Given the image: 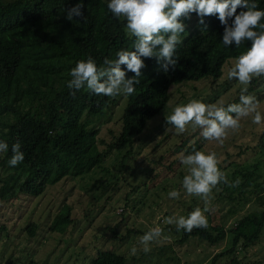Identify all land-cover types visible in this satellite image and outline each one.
Wrapping results in <instances>:
<instances>
[{
	"label": "trees",
	"instance_id": "obj_1",
	"mask_svg": "<svg viewBox=\"0 0 264 264\" xmlns=\"http://www.w3.org/2000/svg\"><path fill=\"white\" fill-rule=\"evenodd\" d=\"M108 2L0 0V140L9 146L8 151L0 152V199L36 196L48 185L66 176L86 173L94 166L100 165L107 170L101 165L104 155L123 144L131 146L147 120L168 100L170 83L204 76L217 78L223 64L250 47V41L240 47L235 42L224 47L223 26L216 16L204 18L208 28L201 33L204 25L198 24L195 13L190 14L191 18L185 21L186 30L180 34L184 40L176 46L172 57L178 60L174 69L170 66L168 71L163 70L161 65L167 63L163 57H140L146 65L140 70V83L134 85L132 95L122 94L119 128L114 138L105 142L97 136L92 116H101L111 105H116L118 95H96L86 87L76 91L67 85L72 79L71 69L78 61L91 57L97 66H102L105 58L115 59L118 51L133 49L135 37L126 31V20L114 17L107 8ZM255 2L264 10V0ZM77 3L82 4L83 18L74 16L68 20V9ZM240 10L238 8L237 12ZM160 47L156 46L155 50ZM121 68L125 70V79L134 75L126 70V65ZM232 102L234 100L227 104ZM17 142L24 159L10 166L11 147ZM102 143L105 144L100 148ZM129 152L126 150L123 156H128ZM229 165L232 166L231 174L222 170L228 183L222 182L213 189L216 198H237L234 202L239 207L240 198L253 197L264 205V177L238 162ZM176 171L183 179L185 174L181 168ZM237 177L241 180L239 186H229ZM172 184L177 182L172 181ZM192 202L195 203V199ZM207 219V228H194L191 232L178 231L174 225L171 229L177 234L174 241L185 242L191 238L215 244L227 237L226 246L213 253L209 264H242L235 254L236 245L245 247L259 236L264 226V207L259 212L236 215L227 227L224 222L213 223L208 214ZM75 220L70 204L64 202L53 214L49 228L64 230L69 222L76 223L78 219ZM34 227V221L26 225L29 233H33ZM221 258L224 263H219ZM90 262L126 264L123 254L109 248L98 249ZM23 264L35 262L30 258Z\"/></svg>",
	"mask_w": 264,
	"mask_h": 264
},
{
	"label": "rangeland",
	"instance_id": "obj_2",
	"mask_svg": "<svg viewBox=\"0 0 264 264\" xmlns=\"http://www.w3.org/2000/svg\"><path fill=\"white\" fill-rule=\"evenodd\" d=\"M234 62L235 58H230L223 64L217 78L204 76L170 83L168 100L147 120L131 146L123 144L104 155L101 165L107 170L94 166L86 173L66 176L48 185L36 196L0 199V264H23L30 258L35 264H91V257L100 248L123 254L126 264H209L210 257L226 246L228 238L215 244L191 238L176 242L177 234L171 230L175 224L169 225L165 220L186 217L194 208L207 206L211 211L205 215L213 223L224 222L227 227L236 215L259 212L264 205L252 197L240 198L236 207L237 198L217 199L213 193L210 203L205 205L200 197L187 194L182 187L183 179L176 174L179 168L188 174L187 166L181 163V154L187 155L195 145L205 153L216 152L221 171L231 174L230 162H238L264 177V120L255 124L253 115L241 118L240 128L229 130L223 144L204 140L201 129L192 125L184 133H177L166 120L173 107L190 99L223 102L225 106L228 101L239 103L243 86L238 80L227 78ZM250 88L249 93L257 98L258 111L264 117V77L254 78ZM118 98V103L101 116H92L97 136L105 142L112 140L119 128L124 99L122 94ZM126 150L130 152L124 157ZM172 190H178L180 196L170 198L168 193ZM64 202L71 206L73 221L78 220L69 222L64 230L50 229L53 214ZM31 221L35 222L33 233L26 228ZM156 227L163 230L162 236L151 242L150 251L145 253L140 243L145 234L142 230ZM133 247L137 249L135 254ZM235 254L242 264H264V226L251 244L241 247L237 243ZM219 263H224L222 258Z\"/></svg>",
	"mask_w": 264,
	"mask_h": 264
},
{
	"label": "clouds",
	"instance_id": "obj_3",
	"mask_svg": "<svg viewBox=\"0 0 264 264\" xmlns=\"http://www.w3.org/2000/svg\"><path fill=\"white\" fill-rule=\"evenodd\" d=\"M82 4L77 3L68 9L67 19L74 16L82 17ZM111 14L126 20L128 32L135 37L132 50L122 49L116 53L115 59L105 58L102 66H97L95 60L89 57L81 60L71 69L72 79L68 88L76 91L82 88L91 90L96 95L116 97L117 95H132L135 86L140 83L141 68L145 67L140 57L156 56L165 58L167 63L161 65L164 71L175 68L178 60L173 59L176 46L184 38L180 35L186 30V20L195 13L198 24L204 25L201 33L208 26L205 17L216 16L223 26L222 44L224 47L235 42L240 47L245 42H251L250 47L237 58L234 65L227 71L228 79H236L243 86L240 89L239 103L223 102L205 103L202 99H190L187 103L178 104L172 109L166 123L173 126L177 133H184L188 125L201 129L204 140L217 141L223 144L229 130L240 128L241 118L253 115V123L260 124L264 117L258 111L257 98L249 93V86L254 78L264 77V10L259 9L255 0H109L107 4ZM241 9L237 12V9ZM183 18V20H181ZM229 21L231 25L229 26ZM167 34V35H166ZM161 46L158 50L156 46ZM134 75L125 79V70ZM75 95V91L71 93ZM8 144L0 140V152L8 151ZM21 145H12L13 155L8 160L10 166H16L24 159ZM181 163L187 166L188 174L183 177L182 187L189 195L200 197L205 205L211 200L213 189L220 183H228L223 171L218 167L219 160L214 151L205 153L192 145L187 155L181 154ZM241 183L239 177L229 186L237 187ZM170 198H178L180 192L172 190ZM211 209L205 206L194 208L186 217H168L165 223L175 224L177 230L191 232L194 228H207L208 219L205 213ZM163 230L159 227L147 231L140 237L144 252L150 251V243L161 238ZM168 239V237H165ZM137 249L132 248V254Z\"/></svg>",
	"mask_w": 264,
	"mask_h": 264
}]
</instances>
